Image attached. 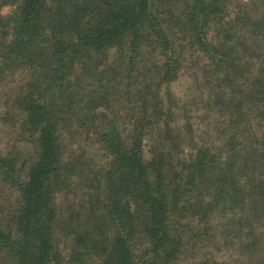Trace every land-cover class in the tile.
Masks as SVG:
<instances>
[{
    "label": "trees",
    "instance_id": "16d2710c",
    "mask_svg": "<svg viewBox=\"0 0 264 264\" xmlns=\"http://www.w3.org/2000/svg\"><path fill=\"white\" fill-rule=\"evenodd\" d=\"M232 1L0 0L12 9L0 15V81L19 67L31 71L12 103L25 113L36 148L24 182L14 180L13 163L0 155V175L20 199L10 223L0 219V264H93L88 256L95 264H180L199 242L228 248L236 237L243 264H252V252L253 264H261L264 0ZM186 47L209 58L218 120L213 141L184 157L193 130L187 121L177 126L158 91L176 79ZM111 49L124 59L110 71ZM117 78L126 102L136 105L122 125L110 99L116 90L107 88ZM72 121L91 124V138L110 161L90 180L85 206L59 215L55 196L76 171L60 140L63 125L77 129ZM124 124L129 142L120 133ZM214 214L222 221L215 229ZM58 226L72 238L67 261L55 245ZM194 262L188 264H223Z\"/></svg>",
    "mask_w": 264,
    "mask_h": 264
},
{
    "label": "rangeland",
    "instance_id": "374dc122",
    "mask_svg": "<svg viewBox=\"0 0 264 264\" xmlns=\"http://www.w3.org/2000/svg\"><path fill=\"white\" fill-rule=\"evenodd\" d=\"M239 1L233 0L232 2L234 4V2ZM5 8H7L6 12L4 11ZM11 11V6L0 7V15H8ZM186 50L187 55L183 51L185 61L181 63L176 79L162 86L158 91L159 96L163 98L168 97L169 103L163 106L165 109L168 105H171L177 126H182V122L187 121L193 130L192 135L195 137V142H193L192 149H183L182 154L184 157L188 151L189 153L193 152L194 146L198 145L199 142L208 144L213 141V136H215L213 128H215L214 123L215 119H217L215 106H212L211 95L214 91L213 83L210 79V70H208L210 66L209 58L199 51L193 52L192 49L189 50L188 47H186ZM148 51L147 48L144 50V52ZM123 52H126V50ZM147 57L152 58V54H148ZM122 59L124 57L120 51L108 50L105 58L106 68L109 70V67L112 65L110 71L114 70L115 66H119L118 63ZM149 66L150 64L146 65V62L145 64L144 62L141 64L142 70L149 71ZM30 77V70L19 67L0 81V155L11 160L13 163L12 175L16 182H24L26 180L30 168L36 161V148L30 140V136H32L31 131L29 128H26L25 113L12 103V94H16L19 88H24ZM119 83L120 80L117 78L107 88L111 87L112 91L116 90L115 97L110 99L115 102V109L113 110H115L114 113L119 117L117 122L122 125L130 120L132 114L133 116L135 115L134 108L136 105L126 102V93L122 88L116 86ZM99 91L101 90L99 89ZM155 94L156 88L154 96ZM128 104L134 106L133 112L128 109V106H130ZM72 118L74 120V116L71 117V120ZM72 123L77 126L75 121H72ZM83 125V127L77 126L76 130L67 129L69 125H63L65 129L61 133L60 139L62 157L65 162L74 165L76 171L73 176L69 177L66 185L55 196V204L59 215H66V212L69 211L68 209H73L74 206L77 208L81 204L85 206L88 200L87 194L89 193L87 186H94V183L91 184L90 180L95 175L98 178L99 173L101 174L103 170L105 172L109 165L110 156H107L105 151L99 150L96 141L91 138L92 134L89 133L92 130L91 124L84 122ZM120 133L124 141L129 142L128 136L130 133L126 124L123 125ZM150 133L144 137L142 143V155L145 159L150 156L149 145L154 139V134ZM5 179V177L0 175V219L1 221L10 223V218L16 212L20 199L18 189L15 185L9 184ZM218 217L215 214L212 217L213 229H215V220L216 222H222ZM71 239H67L58 226L54 232V241L64 261H67L71 256L69 251ZM240 239V237H236L234 240L229 241L231 246L228 248L219 247V245L223 246L221 243L215 245V241L208 243L204 241L202 243L199 242L201 249L187 251V253H184L180 257L179 263L188 264L190 260H194V263L201 261L210 263V261H213L223 262V264H243V257L240 254L241 251L238 246ZM260 248L259 246L258 249ZM251 254L254 255V252ZM190 255L192 256L189 257ZM253 255L249 259L252 264ZM86 260L95 264L97 259L88 256ZM235 260L237 262H234ZM260 260L262 261H257L256 263L264 264V252Z\"/></svg>",
    "mask_w": 264,
    "mask_h": 264
},
{
    "label": "clouds",
    "instance_id": "9594fccd",
    "mask_svg": "<svg viewBox=\"0 0 264 264\" xmlns=\"http://www.w3.org/2000/svg\"><path fill=\"white\" fill-rule=\"evenodd\" d=\"M5 12L7 11V8H5V10H4Z\"/></svg>",
    "mask_w": 264,
    "mask_h": 264
}]
</instances>
